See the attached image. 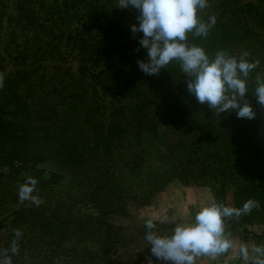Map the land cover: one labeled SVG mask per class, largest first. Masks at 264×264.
<instances>
[{"label":"trees","instance_id":"16d2710c","mask_svg":"<svg viewBox=\"0 0 264 264\" xmlns=\"http://www.w3.org/2000/svg\"><path fill=\"white\" fill-rule=\"evenodd\" d=\"M117 4L0 0V250L22 231L13 264H171L151 254L147 219L134 214L173 182L208 185L225 206L259 201L239 222L259 223L244 230L264 238V107L254 96L264 0H208L198 16L216 24L187 40L210 58L260 61L246 80L251 119L198 103L178 62L145 75L142 33L131 32L139 13ZM28 177L39 207L19 201ZM154 222L159 235L176 225Z\"/></svg>","mask_w":264,"mask_h":264},{"label":"clouds","instance_id":"9594fccd","mask_svg":"<svg viewBox=\"0 0 264 264\" xmlns=\"http://www.w3.org/2000/svg\"><path fill=\"white\" fill-rule=\"evenodd\" d=\"M208 6V0H118L117 7L138 11V24L131 25V32L142 33L140 47L147 50L146 59L137 61L139 69L145 75H158L172 62H178L186 76L187 91L200 104H207L217 114L238 110L239 118H254L256 113L248 101L246 80L260 61L249 62L244 52L237 59L223 50L210 58L205 50L195 44L187 43L188 33L195 37H207L216 24V17L210 16L204 21L198 11ZM139 49H137L138 51ZM5 77L0 74V89L4 87ZM257 86L254 96L257 103L264 107V77L256 76ZM38 179L28 177L18 186V198L21 203L29 201L39 207L43 200L36 194ZM257 200H248L242 207H231L211 203L199 209L191 223L176 224L171 235H159L153 219L145 221L148 231L145 234L147 245H151V254L158 260L171 264H196L201 256L216 258L234 248V242L225 232V218L250 214L253 208H259ZM160 223L166 218L160 217ZM15 239L10 249L0 250V264H13L9 251L19 254L18 240L23 235L20 229H14ZM239 257L247 264H264V245L251 248L241 243ZM148 264H152L149 260Z\"/></svg>","mask_w":264,"mask_h":264},{"label":"rangeland","instance_id":"374dc122","mask_svg":"<svg viewBox=\"0 0 264 264\" xmlns=\"http://www.w3.org/2000/svg\"><path fill=\"white\" fill-rule=\"evenodd\" d=\"M213 202L220 204L214 197L212 187L181 185L173 182L154 198L149 207L140 210L139 213L136 212L134 216L140 219L151 218L156 221H159L160 217H165L166 221L175 224L191 223L199 209ZM239 220V218L232 217L230 222L225 221V232L230 234L229 238L234 242V248L216 258L198 257L196 264H245L238 255L239 245L245 243L250 248L253 245H264V238L256 236L253 231L244 230L251 228L258 233L263 230L262 225L257 223L254 226H248ZM247 264H251V261Z\"/></svg>","mask_w":264,"mask_h":264}]
</instances>
